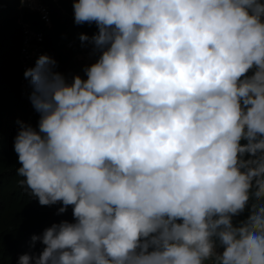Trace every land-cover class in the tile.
<instances>
[{"label":"clouds","instance_id":"1","mask_svg":"<svg viewBox=\"0 0 264 264\" xmlns=\"http://www.w3.org/2000/svg\"><path fill=\"white\" fill-rule=\"evenodd\" d=\"M59 1L15 0L13 147L19 186L72 219L17 264H264V0H72L97 31L64 41L62 70ZM26 29L43 54L24 71Z\"/></svg>","mask_w":264,"mask_h":264},{"label":"trees","instance_id":"2","mask_svg":"<svg viewBox=\"0 0 264 264\" xmlns=\"http://www.w3.org/2000/svg\"><path fill=\"white\" fill-rule=\"evenodd\" d=\"M59 2L65 13L51 4L53 26L47 33V48L48 55L58 63V70H62L71 63L75 52L65 49L64 41L80 33L92 35L97 28L94 23L76 25L73 21L72 0ZM34 15V12L27 10L23 20L32 22L31 16ZM17 17L15 0H0V58L3 60V67L0 66V264H17L19 256L39 253L43 246L37 241L31 247V237L40 235L54 222L72 219L71 207L66 213L58 215L59 204L41 206L18 184L22 177L16 174V168L20 165L13 147L14 137L19 128L18 122H25L30 101L28 97L16 93V50L20 39Z\"/></svg>","mask_w":264,"mask_h":264},{"label":"built area","instance_id":"3","mask_svg":"<svg viewBox=\"0 0 264 264\" xmlns=\"http://www.w3.org/2000/svg\"><path fill=\"white\" fill-rule=\"evenodd\" d=\"M36 1L39 2V0H28V2H26V3L36 2ZM39 5H40V10L42 11V17H44V21L48 23L49 16L47 14L48 13L47 9H45L44 6H41L42 4H39ZM42 39H43V37H42L41 33H35L29 29L24 30V37H23L22 46H21L22 62L24 63L22 65V67H23L24 71L26 68L34 66V63H35V60L37 59V57L39 55L43 54V52L39 48V46H40L39 43L42 41ZM36 47L38 48V50ZM63 74H65V73H63ZM65 75L69 79H71V76H72L71 74L67 73ZM21 80H22L23 84L27 87V89H30L28 86L27 80L24 78V75H22Z\"/></svg>","mask_w":264,"mask_h":264},{"label":"rangeland","instance_id":"4","mask_svg":"<svg viewBox=\"0 0 264 264\" xmlns=\"http://www.w3.org/2000/svg\"><path fill=\"white\" fill-rule=\"evenodd\" d=\"M209 263H210V261H206V262H205V264H209Z\"/></svg>","mask_w":264,"mask_h":264}]
</instances>
